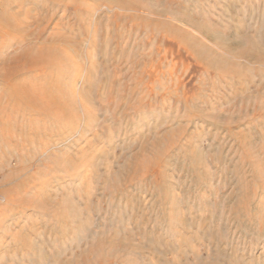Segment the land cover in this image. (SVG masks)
<instances>
[{
  "label": "rangeland",
  "instance_id": "obj_1",
  "mask_svg": "<svg viewBox=\"0 0 264 264\" xmlns=\"http://www.w3.org/2000/svg\"><path fill=\"white\" fill-rule=\"evenodd\" d=\"M20 1L39 7L25 6L29 32L0 56L41 18L44 37L61 21L80 47L61 80L80 117L4 146L0 181L27 169L11 186L26 182L22 203L0 185V264H264V0H140V16L173 23L233 74L108 2L88 15L75 0H0V17Z\"/></svg>",
  "mask_w": 264,
  "mask_h": 264
},
{
  "label": "bare ground",
  "instance_id": "obj_2",
  "mask_svg": "<svg viewBox=\"0 0 264 264\" xmlns=\"http://www.w3.org/2000/svg\"><path fill=\"white\" fill-rule=\"evenodd\" d=\"M46 1L51 5L59 6L65 5L66 2V0ZM75 1H77V3L74 4L73 2V4L77 9L76 11H80V14L84 12L89 15V13L92 12V8L97 7L101 3L103 4L107 2L112 6H117L121 10L134 11L137 14L135 13L131 15L133 24L145 23V26L150 25L158 31L164 29V31L171 34L170 39H173L180 45L186 47L188 52L193 53L196 58L198 55L202 56L200 51H205L207 56L204 57L205 61H203L205 65L207 64L209 66V68L218 65L219 67H222L224 74L227 72L233 74L236 71V69L234 70L232 67V69L230 68V62L224 58V56L223 58L216 57L215 52L207 46L201 44L204 50H202V48L198 50L196 46L199 45L200 42L188 35L187 32L179 30L173 25V23L168 22V20H151L140 16L138 12L145 10L146 7L145 3L140 0H93L94 3L85 9L82 7V3L88 0ZM27 4L31 5V9L39 7L36 3L33 4L32 2L25 3L24 1H20L15 12L6 13L2 18L0 17V47L8 35L18 32H29L27 24L34 19V16L31 11L29 12L25 9ZM162 14L164 13H161L160 15L162 16ZM149 18H151V16ZM167 19L169 18L167 17ZM45 20H42L41 18V28L39 32L36 33V36H34V39L26 38V42L21 47L23 49L22 51L9 58H2L0 56V154L3 152L5 145L14 141L13 138L16 134L21 135V138L25 142L30 140L32 142L30 136H26L28 131L38 130V128H50L51 125L55 124H57L58 127H65L71 125L80 117L79 106L74 94L75 89L71 88L69 90V88L66 87V84L61 82V80L66 77L65 75H68L67 73L71 66L70 53L73 54L74 58L79 57V42L73 43L68 36L61 33V21L54 27V34L44 37L43 29L45 26L43 24L47 23ZM42 26H44V28ZM71 32L72 30L69 34H71ZM238 56L251 59V55L247 52H240L238 53ZM213 58H215L214 61L210 60ZM261 58L262 57L260 56L257 59L260 60ZM205 65L203 66L205 67ZM28 74L34 75L30 78L24 79L23 77ZM182 131L180 132L182 133ZM15 146L19 147L20 143L15 142ZM3 164L7 166V163L3 161V163L0 164V171L5 169ZM26 169V166H22L20 171H11L10 169L6 174H3L0 185L4 186V184H8V187L4 188V191H2L7 195L8 203L10 204H20L24 201V199H21V196L18 195V192L24 187L26 182L18 185V187L11 186H13L12 184L16 179L15 177L19 176V173L26 171ZM25 240L27 241V238ZM28 244L29 242L27 241L26 245Z\"/></svg>",
  "mask_w": 264,
  "mask_h": 264
}]
</instances>
